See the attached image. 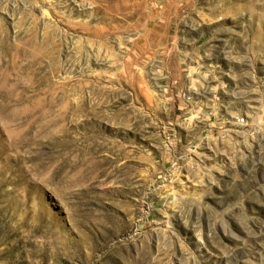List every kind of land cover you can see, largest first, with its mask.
<instances>
[{
	"label": "rangeland",
	"instance_id": "1",
	"mask_svg": "<svg viewBox=\"0 0 264 264\" xmlns=\"http://www.w3.org/2000/svg\"><path fill=\"white\" fill-rule=\"evenodd\" d=\"M140 1L0 0V264H264V0Z\"/></svg>",
	"mask_w": 264,
	"mask_h": 264
},
{
	"label": "bare ground",
	"instance_id": "2",
	"mask_svg": "<svg viewBox=\"0 0 264 264\" xmlns=\"http://www.w3.org/2000/svg\"><path fill=\"white\" fill-rule=\"evenodd\" d=\"M95 1L98 3L99 6L102 7V9H105V13L101 16V20L104 22V25H106V28L109 27V29L118 26V23L121 21V19L117 17L115 13L122 14L125 18H129L131 17V14H133L132 10H137L136 8L133 7L136 5H140L141 3L140 0H95ZM158 4L159 3L157 2L155 5ZM44 12L49 16L50 13L47 10H45ZM123 12H126V14H124ZM153 16L154 15L152 13L150 14L149 12L148 14H146L147 18H151Z\"/></svg>",
	"mask_w": 264,
	"mask_h": 264
}]
</instances>
